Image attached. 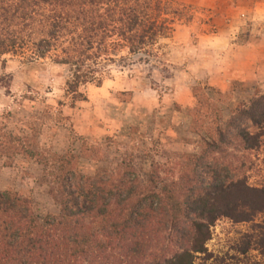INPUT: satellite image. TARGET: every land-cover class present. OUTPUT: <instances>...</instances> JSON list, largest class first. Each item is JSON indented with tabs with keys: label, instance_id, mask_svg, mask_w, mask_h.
Returning a JSON list of instances; mask_svg holds the SVG:
<instances>
[{
	"label": "trees",
	"instance_id": "16d2710c",
	"mask_svg": "<svg viewBox=\"0 0 264 264\" xmlns=\"http://www.w3.org/2000/svg\"><path fill=\"white\" fill-rule=\"evenodd\" d=\"M183 14L171 0H0V57H51L67 66L66 92L76 103L86 98L82 86L102 83L107 65L149 63ZM204 89L194 88L191 112L192 129L204 134L202 153L190 156L192 175L182 185L159 190L129 170L111 184L107 174L77 173L74 155L48 157L34 137L0 129V158L59 161L63 193L60 216L42 218L30 198L0 191V264H194L218 219L247 222L264 213V185L246 175L248 155L264 145V93L238 102L223 121L217 101L227 93L216 90L214 99ZM162 232L179 250L148 261Z\"/></svg>",
	"mask_w": 264,
	"mask_h": 264
},
{
	"label": "rangeland",
	"instance_id": "374dc122",
	"mask_svg": "<svg viewBox=\"0 0 264 264\" xmlns=\"http://www.w3.org/2000/svg\"><path fill=\"white\" fill-rule=\"evenodd\" d=\"M171 1L184 14L160 41L157 56L149 63L107 65L102 83L82 86L86 98L76 103L66 92L67 66L51 57H0V129L34 137L48 157L74 155L71 168L110 175L108 184L129 170L141 186L182 185L192 175L190 156L203 150L204 134L191 126L198 106L194 88L205 87L214 99L216 90L227 93L217 101L223 121L238 102L264 93V0ZM248 160L249 183L264 185V145ZM59 164L23 155L0 158V191L30 198L42 218L60 216ZM262 226L264 213L247 222L218 219L194 264H264ZM165 234L148 261L179 250ZM146 262L136 264H152Z\"/></svg>",
	"mask_w": 264,
	"mask_h": 264
}]
</instances>
